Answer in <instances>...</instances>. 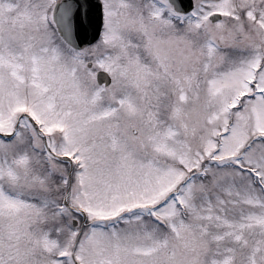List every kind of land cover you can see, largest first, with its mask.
Returning <instances> with one entry per match:
<instances>
[{"label":"snow or ice","instance_id":"snow-or-ice-1","mask_svg":"<svg viewBox=\"0 0 264 264\" xmlns=\"http://www.w3.org/2000/svg\"><path fill=\"white\" fill-rule=\"evenodd\" d=\"M0 264H264V0H0Z\"/></svg>","mask_w":264,"mask_h":264}]
</instances>
